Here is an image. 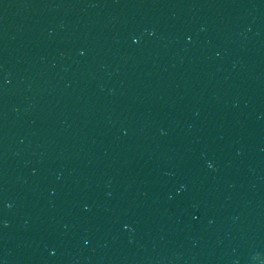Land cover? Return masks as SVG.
Segmentation results:
<instances>
[{"label": "water", "instance_id": "obj_1", "mask_svg": "<svg viewBox=\"0 0 264 264\" xmlns=\"http://www.w3.org/2000/svg\"><path fill=\"white\" fill-rule=\"evenodd\" d=\"M0 264H264V0H0Z\"/></svg>", "mask_w": 264, "mask_h": 264}]
</instances>
